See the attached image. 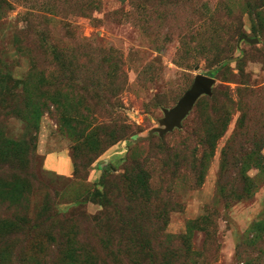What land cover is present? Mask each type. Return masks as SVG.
<instances>
[{
    "label": "rangeland",
    "instance_id": "rangeland-1",
    "mask_svg": "<svg viewBox=\"0 0 264 264\" xmlns=\"http://www.w3.org/2000/svg\"><path fill=\"white\" fill-rule=\"evenodd\" d=\"M0 264H264V0H0Z\"/></svg>",
    "mask_w": 264,
    "mask_h": 264
},
{
    "label": "water",
    "instance_id": "water-1",
    "mask_svg": "<svg viewBox=\"0 0 264 264\" xmlns=\"http://www.w3.org/2000/svg\"><path fill=\"white\" fill-rule=\"evenodd\" d=\"M240 40L251 45L258 43L257 39H251L246 35H242ZM214 82L215 80L212 77L196 75L190 89L185 92L176 106L171 109H163L162 113L164 117L161 119L160 124L163 125L164 128L153 129L150 131L149 137H151L154 132L158 133L160 137H163L167 133L172 132L175 128L180 127L182 120L192 110L197 100L201 96H208L211 94V88Z\"/></svg>",
    "mask_w": 264,
    "mask_h": 264
},
{
    "label": "trees",
    "instance_id": "trees-1",
    "mask_svg": "<svg viewBox=\"0 0 264 264\" xmlns=\"http://www.w3.org/2000/svg\"><path fill=\"white\" fill-rule=\"evenodd\" d=\"M214 76V73H211L210 75H209V77H213ZM23 259V258H22Z\"/></svg>",
    "mask_w": 264,
    "mask_h": 264
}]
</instances>
